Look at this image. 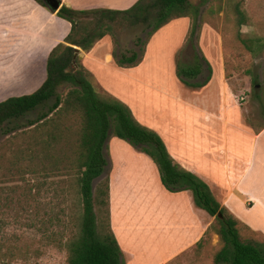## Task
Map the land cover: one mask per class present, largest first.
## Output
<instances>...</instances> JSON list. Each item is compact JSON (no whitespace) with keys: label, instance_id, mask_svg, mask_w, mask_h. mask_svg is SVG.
Returning <instances> with one entry per match:
<instances>
[{"label":"rangeland","instance_id":"rangeland-1","mask_svg":"<svg viewBox=\"0 0 264 264\" xmlns=\"http://www.w3.org/2000/svg\"><path fill=\"white\" fill-rule=\"evenodd\" d=\"M74 1L84 3L87 0ZM130 1L122 0L120 5L127 6L125 9H128L138 0ZM226 3L227 0H190L196 14L184 18L187 21L184 32L179 34L175 29L182 28L180 22L170 23L150 38L141 60L144 65L141 71L135 72V78L145 85L132 83L129 86V81L123 82L115 72L106 76L125 95L130 105L134 106L131 112H134L141 124L157 130L166 121L164 116L168 115L177 125L190 129L200 145H207V137H212L209 133L213 132L214 126L191 118L175 121L177 117H173L170 108L176 107V113L180 114L183 108L192 106L199 113H204L207 109V85L200 89L188 88L176 76V61L191 64L196 55L203 56L210 64L211 75L214 71V75L219 76V67H223L228 109L238 108L249 126L263 125L264 52H250L241 43L237 33L240 31L242 34L264 36V0H244L243 6L249 22L247 26L240 28L236 27L233 10ZM77 5V10H86L81 9L82 4ZM114 33L113 36L104 37V42L108 44L109 52L114 48L118 56L130 50L139 53V48L135 47L136 39L141 37L145 40L147 37L141 27L116 30ZM101 50L95 53L97 57H101L106 50L103 45ZM113 62L116 65L114 60ZM206 76L207 70L204 69L195 81L201 82ZM90 80L98 92H106L93 76ZM66 90L63 87L60 91L64 95ZM210 95L211 92L208 99L214 102L216 98H210ZM34 116L35 114L29 115L28 118ZM25 121L21 119L18 123L23 124ZM60 123L61 129L70 125V129L64 132L66 137L50 143L46 149L44 141L42 142L44 137L39 130L12 131L10 128L13 123L5 124L0 130V264H66L65 252L55 245L60 239L59 232L64 229L66 213L72 208L74 198L67 194L62 159L69 148L74 146L77 127L73 126V120L66 118ZM8 129L9 133L5 134ZM52 130L51 125L47 126V131ZM104 155L107 166L103 176L93 182V192L106 178L109 182L113 180V190L115 187L117 193L122 189L119 194L113 195V205L117 204L120 208V204L123 210L127 206L126 212L129 214L135 207L142 209L140 203L145 199L158 195V169L139 149L110 133ZM150 164L154 165L155 172ZM139 208L136 209L137 213ZM200 221L201 243L197 245L198 240L183 249L168 248L160 264H212L213 255L220 246L218 237L212 232L204 236V226L207 223L208 228L213 218L207 214ZM260 222L264 227V217ZM240 229L243 238L264 241L263 234L241 226ZM53 232L59 234L55 240L52 238ZM134 242L137 245L133 243L132 248L128 249L127 246L125 251H121L125 264H141L146 260L147 264H153L157 256L150 258L145 249L150 250L152 246L154 253L158 254L157 251L164 247L162 239L151 243L146 239ZM140 251L142 253L138 255Z\"/></svg>","mask_w":264,"mask_h":264},{"label":"trees","instance_id":"trees-1","mask_svg":"<svg viewBox=\"0 0 264 264\" xmlns=\"http://www.w3.org/2000/svg\"><path fill=\"white\" fill-rule=\"evenodd\" d=\"M34 1L68 22L70 30L63 43L57 44L48 54L44 83L32 94L0 103V130L8 123H13L12 131L39 130L46 149L50 143L66 137L64 132L70 125L61 129L62 119L73 120V126L77 127L74 146L62 159L67 194L74 198L55 245L65 252L66 264H125L110 226L109 180L106 178L93 192V182L103 176L107 166L104 150L110 133L152 160L166 191H190L195 206L213 218L205 232V236L209 232L215 234L220 246L213 255L212 264H264V241L243 238L240 226L249 228L215 199L206 183L173 160L161 137L140 124L127 105L107 92H98L90 80L91 74L79 59L81 52H89L104 37L113 36L114 31L141 27L147 37L136 39L139 53L130 50L118 56L114 48L111 52L118 67L137 66L146 43L157 31L175 19L196 14L190 0H138L125 10H75L61 5L57 12L43 0ZM226 4L233 10L236 27L247 26L249 18L244 0H227ZM87 17L90 20L81 21ZM194 32L195 28L192 34ZM237 34L250 52H264V36L240 31ZM175 64L176 76L185 87L200 89L211 79V66L203 56L195 55L191 64L180 60ZM204 69L207 70L206 78L195 81ZM63 87L67 88L64 95L60 91ZM32 114L35 116L28 118ZM21 119H25V123L19 124ZM49 125L54 130L47 131ZM8 133L9 129L5 130V134ZM58 236L53 232V240Z\"/></svg>","mask_w":264,"mask_h":264},{"label":"crops","instance_id":"crops-1","mask_svg":"<svg viewBox=\"0 0 264 264\" xmlns=\"http://www.w3.org/2000/svg\"><path fill=\"white\" fill-rule=\"evenodd\" d=\"M121 1L87 0L80 3L60 0L61 5L72 9L78 8L77 4H82L81 9L86 10H125L127 6L120 5ZM176 22H180L182 28L175 29L179 34L184 32L187 27L186 19L179 18L170 23ZM170 23L160 30L168 27ZM69 30L68 22L34 0H0V103L8 98L32 94L44 83L48 54L57 44L63 43ZM102 45L106 50L101 57H97L95 53L102 51ZM108 48L103 38L89 52H83L80 60L83 67L108 94L131 110L134 106L130 105L125 95L106 76L115 72L123 82L128 80L129 86L132 83H142L135 78V72L141 71L144 63L132 68L117 67ZM219 70V76H215L213 71L207 84V109L204 113L196 112L192 106L183 108L180 114L176 113V107L169 106L173 117H177L175 121L191 118L214 126L213 132L209 133L212 137H207V145H200L190 129L177 125L168 115L164 116L166 121L160 129L147 128L161 137L173 160L206 183L215 199L235 218L251 231L264 235V227L260 222L264 217V123L255 127L249 126L238 108L228 109L225 72L221 66ZM210 92L209 97L216 98L214 102L208 99ZM150 166L155 172L154 165ZM157 188L158 195L145 199L143 203L139 202L142 209L135 207L129 214L126 212L127 206L123 210L120 204V208L117 204L113 205V195L119 194L122 189L116 193L115 187L113 190V180L109 182L110 226L121 251H125L127 246L128 249L132 248L137 239H146L150 243L162 239L164 247L157 251L158 254L154 253L152 246L150 250L145 249L150 258L157 256L153 264L162 262L168 248L183 249L200 241V219L207 217L204 210L195 206L190 191L170 193L163 188L161 182ZM137 208L140 209L139 213ZM207 229L206 223L204 231ZM141 253L140 251L137 254ZM141 264H147V260Z\"/></svg>","mask_w":264,"mask_h":264},{"label":"water","instance_id":"water-1","mask_svg":"<svg viewBox=\"0 0 264 264\" xmlns=\"http://www.w3.org/2000/svg\"><path fill=\"white\" fill-rule=\"evenodd\" d=\"M47 6L54 12H57L61 7V2L59 0H43ZM78 50V48H75ZM83 55L79 54V59H82Z\"/></svg>","mask_w":264,"mask_h":264},{"label":"built area","instance_id":"built-area-1","mask_svg":"<svg viewBox=\"0 0 264 264\" xmlns=\"http://www.w3.org/2000/svg\"><path fill=\"white\" fill-rule=\"evenodd\" d=\"M241 101H243V98H241Z\"/></svg>","mask_w":264,"mask_h":264}]
</instances>
